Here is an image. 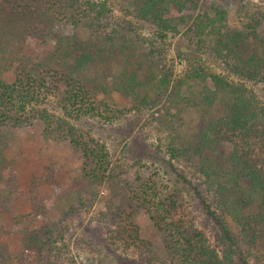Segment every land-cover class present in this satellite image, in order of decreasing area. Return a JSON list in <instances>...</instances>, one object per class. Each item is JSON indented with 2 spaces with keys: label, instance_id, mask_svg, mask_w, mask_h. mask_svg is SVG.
Here are the masks:
<instances>
[{
  "label": "trees",
  "instance_id": "obj_1",
  "mask_svg": "<svg viewBox=\"0 0 264 264\" xmlns=\"http://www.w3.org/2000/svg\"><path fill=\"white\" fill-rule=\"evenodd\" d=\"M109 1L0 0V40L19 36L15 30L22 29L26 36H52L57 45L33 63L18 66L12 81L0 76V126L39 121L45 139L68 140L83 157L81 178L70 191L76 206L57 221L34 225L41 213L35 200L37 212L31 213L21 233L22 249L12 250L0 237V264L71 263L66 252L71 216L90 209L104 185L112 194L99 213L106 239L139 249L144 264H156L158 257L134 221L138 207L148 210L163 235V264H250L239 257L240 240L229 218L240 238L264 251V104L247 85L264 83V38L259 32L264 9H247L240 24L231 26L227 8L217 2H137L136 19L151 23L157 32H180V25L190 23L184 34L228 71L226 77L203 66L192 70L189 79L202 83L201 96L195 97L183 93L180 81L174 86L169 71L158 69L156 49L129 44L139 38L134 37V25L115 16ZM56 22L88 33L58 34L53 30ZM108 90L121 93L136 110L158 111L168 90L178 97L177 103L169 99L157 119L170 137L162 144L174 172L171 186L162 188L144 176L129 178L107 143L75 123L84 116L100 115L107 121L124 116V108L99 99L98 94ZM53 95L60 111L48 107ZM225 140L230 150H225ZM181 158L194 164L206 193L175 167L173 160ZM188 196L203 221L191 213Z\"/></svg>",
  "mask_w": 264,
  "mask_h": 264
},
{
  "label": "rangeland",
  "instance_id": "obj_2",
  "mask_svg": "<svg viewBox=\"0 0 264 264\" xmlns=\"http://www.w3.org/2000/svg\"><path fill=\"white\" fill-rule=\"evenodd\" d=\"M138 1L110 0L109 4L115 16L129 20L134 25V37L137 35L139 38L129 44H139V46L143 44L146 49L151 45L153 50L158 51L154 50V60L158 63V69L169 71L171 77L176 79L174 86L180 81L186 90L185 92L183 90V93L199 97L202 83L194 78L189 79L192 70L203 66L227 77L228 71L220 62L211 60L209 50L199 49L192 39L184 34L190 23L180 25V32L168 31L166 34L157 32L158 29L151 23L136 19L134 11ZM201 1L206 4L217 2L225 6L231 26L240 24L247 9L252 10L257 7L264 9V0ZM21 30H15L19 36L11 34L0 40V76L6 81L14 79L15 69L22 63L31 64L57 47L52 36L44 40L36 36H26L25 31L21 32ZM53 30L62 35H71L74 31L83 36L88 33L86 28L76 30L65 22L54 23ZM259 32L264 38V23ZM101 73L104 76L105 71L102 70ZM230 78L238 79L234 75ZM247 85L257 92L264 104V83H247ZM169 92L170 90L162 97L158 111L136 110L132 108L131 102L116 90L100 92L99 99L105 98L111 105L124 108V116L112 121H107L100 115L84 116L75 123L95 138L107 143L114 158L122 165L120 168L129 178L144 176L156 180L162 188L171 186L174 172L168 162L169 155L166 154L162 144L170 137L157 120L163 106L167 102L170 104V98L177 103L178 97L170 95ZM56 102L54 95L51 96L48 107L53 111H60ZM172 111L174 112L175 108H172ZM192 116L198 115L193 113ZM223 142L225 150H230L231 143L227 140ZM82 158V153L68 140L45 139L43 126L39 121L19 127L0 126V237L12 250L22 249L21 233L31 213L37 212L34 206L35 200L40 203L41 213L37 215L34 225L57 221L65 212L70 211L71 207L76 206L71 200L70 191L75 189V182L81 178ZM173 163L206 193L203 177L194 164H189L182 158L173 160ZM111 197L108 186L104 185L98 200L90 209L71 216L74 218L69 224L67 233L70 246L66 249L67 253L70 252L67 256L71 262L69 264H144L143 253L139 249H128L111 244L105 237L99 221V213L106 209ZM190 198L191 196H188L187 201L191 213L196 215L199 221H203L204 215L199 210H195L194 202H191ZM134 221L139 226L141 237L152 244L158 257L156 264H163L167 257L163 235L150 219L148 210L138 207ZM229 222L240 240V259L250 264H264L263 249L257 250L248 238L242 235L240 238L237 225L231 218ZM88 240L91 244H88Z\"/></svg>",
  "mask_w": 264,
  "mask_h": 264
}]
</instances>
